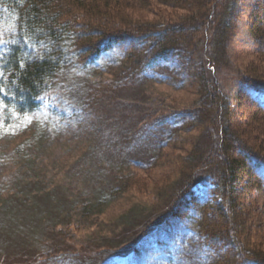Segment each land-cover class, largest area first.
I'll use <instances>...</instances> for the list:
<instances>
[{
	"label": "trees",
	"instance_id": "1",
	"mask_svg": "<svg viewBox=\"0 0 264 264\" xmlns=\"http://www.w3.org/2000/svg\"><path fill=\"white\" fill-rule=\"evenodd\" d=\"M134 1L135 5L129 0H0L1 128H15L20 136L35 131L33 137L18 145L14 175L8 176L11 165L0 168V264L102 263L105 254L99 249L106 246H92L91 241L99 240L101 234L80 238L79 233L81 228L92 224L89 222L94 215L92 206H105L125 191L128 184L125 173H115L107 189L97 190L98 199L94 203L91 199L83 200L80 216L85 217L78 220L79 202L74 203L68 190L61 193L59 186L49 187L44 177L32 176V167L38 161L20 153L41 146L43 133L59 132L64 120L77 116L68 115L65 110L43 108L40 100L47 93L59 95L74 113L100 102L107 94L126 89L157 68L176 70L181 81L196 78L203 97L201 107L190 112L192 116L188 119L176 122L170 134L201 120L209 127L220 123L222 127L216 130L219 145L215 148L218 155L221 153V160L210 163L214 149L186 157L185 164L193 165L190 168L182 164V173L190 174L193 166L209 168H204L202 177L194 175L187 181L185 192L180 190L178 197H172L170 208L144 234L176 220L179 226L186 224L193 232L190 237L193 253L187 259L196 261L200 256L209 264H217L228 255L230 262L236 259L234 264H264V252L252 251L229 237L231 230L226 226L222 208L217 206L218 199L228 196L231 210L239 213L235 187L242 178L254 179L256 187L260 185L264 191V160L243 148L238 150L241 158L233 156V144L238 140L221 120L229 108L216 85V75L228 67L227 48L232 37L229 31L240 21L241 6L247 9L250 19L247 40L264 42V0H155L159 5L186 12L172 23L136 16L151 13V8L148 0ZM128 9L134 14L128 13ZM203 32L211 40L207 38L204 47L196 50L195 34L200 33L203 38ZM186 71L192 74L188 79L182 75ZM104 72L111 77L109 81L98 75ZM241 89L264 115V104L252 96L253 92L264 94V86L244 83ZM218 110L220 114L216 115ZM258 115L251 113L250 120ZM152 162L144 168H151ZM205 182L208 185L203 193H196L194 188ZM138 213L132 207L122 215L121 227L130 224ZM213 214L222 221L219 223V218L211 221ZM136 241L124 242L129 243L125 247L108 246L113 250L108 255L125 256ZM183 252L171 254L169 242L159 240L141 264L170 261L173 257L180 258Z\"/></svg>",
	"mask_w": 264,
	"mask_h": 264
},
{
	"label": "rangeland",
	"instance_id": "2",
	"mask_svg": "<svg viewBox=\"0 0 264 264\" xmlns=\"http://www.w3.org/2000/svg\"><path fill=\"white\" fill-rule=\"evenodd\" d=\"M129 1L133 5L136 4L134 0ZM148 1L151 13H136V16L143 15L147 21L161 20L172 23L186 15L184 10L170 9L159 5L155 0ZM241 9L243 14L239 23L234 30L229 31L232 37L227 48V70L216 75V85L219 87L221 98L229 108L227 116L224 115L221 120L227 123L231 132L237 136L238 143L233 144V156L241 158L238 156V150L243 148L249 149L264 160V115L248 101L241 89L244 83L264 86V42L247 40V25L250 19L247 9L244 10L242 6ZM134 11L128 9L131 15ZM202 34L203 38L200 33L195 34L193 44L196 50L204 47L207 38L210 39L208 33ZM157 69L146 73L126 89L107 94L100 102L74 113L59 95L54 92L47 93L40 100L43 108L59 112L65 110L68 115L77 116L64 120V127L59 132L50 130L48 134L43 133L41 146L27 148L24 152L20 150V156L27 153L38 161L32 167V176L44 177L49 187L55 184L59 186L61 193L65 194L68 190V195L74 203L79 202L76 213L78 220L85 217L80 216L83 200L91 199L94 203L98 199L95 195L97 190L107 189L115 173H125L124 179H128L125 191L116 195L105 206H92L94 215L89 218L92 224L81 228L79 233L80 238L91 235L97 237L101 234L102 239L91 240L92 246H106L99 249V252L104 251L103 255L105 254L100 264H141L159 240L169 242L171 254L177 250L184 252L180 258L173 257L170 261L158 260L153 264H209L207 259L199 258L200 256L196 261L187 259L193 253L190 238L193 232L186 224L179 226L176 220H171L144 234L150 224L160 219L170 208L172 197L176 198L180 190L185 192L187 181L194 175L197 178L202 177L204 168H209L206 165L198 169L193 166L194 170H188L190 174L182 173V164L185 167L186 157L214 149L210 163L221 160V153L218 155L219 150L215 148V145H219L216 130L222 127L220 123L209 127L205 120H201V123L188 125L187 128L170 134L174 131L176 122L188 119L192 116L189 115L190 112L201 107L200 100L203 97L200 95L198 80L195 82L196 78L191 77L190 71L182 73L186 79L191 77L189 82L183 79L181 81V74L176 70ZM98 75H101L100 78L104 81L111 79L105 72ZM252 96L264 104V94L253 92ZM220 111L218 110L216 115L220 114ZM254 112L259 113V117L250 120L251 113ZM1 123L0 112V168L7 169L11 165V168L7 169L11 171L8 173L11 177L16 168L14 162L17 160L18 145L33 137L35 131L20 136L15 128L2 129ZM168 140L169 143L162 147ZM150 162L152 167L145 169L146 164L149 165ZM192 165L193 163L186 166L192 168ZM8 176L5 179H8ZM253 181L254 179L249 177L242 178L235 187L239 213L231 210L228 196L223 197L221 201L218 199L217 206L223 210L226 226L231 230L228 235L232 240L242 246L245 244L252 251L264 252V191L260 185L256 187ZM206 184L208 185L207 182L197 185L194 191L202 194ZM132 207H136L139 213L130 224L121 227L119 218ZM217 214L211 216V221L216 222L219 218L220 223L222 218L217 217ZM234 229L239 232L235 234L232 231ZM134 240L137 241L132 244ZM126 241L132 242L133 247L124 254L125 256L108 255V252L113 251L108 246L121 244V247H125L129 244H124ZM89 249L93 253L92 248ZM91 256L93 257V254ZM224 258L217 264H234L236 261L235 259L230 262L228 255Z\"/></svg>",
	"mask_w": 264,
	"mask_h": 264
}]
</instances>
